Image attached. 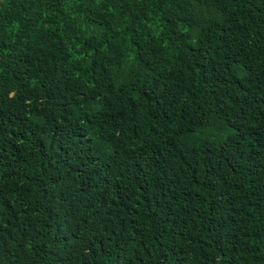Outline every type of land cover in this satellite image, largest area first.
Listing matches in <instances>:
<instances>
[{
  "label": "trees",
  "instance_id": "1",
  "mask_svg": "<svg viewBox=\"0 0 264 264\" xmlns=\"http://www.w3.org/2000/svg\"><path fill=\"white\" fill-rule=\"evenodd\" d=\"M0 264H264V0H0Z\"/></svg>",
  "mask_w": 264,
  "mask_h": 264
},
{
  "label": "rangeland",
  "instance_id": "2",
  "mask_svg": "<svg viewBox=\"0 0 264 264\" xmlns=\"http://www.w3.org/2000/svg\"><path fill=\"white\" fill-rule=\"evenodd\" d=\"M211 129V128H210Z\"/></svg>",
  "mask_w": 264,
  "mask_h": 264
}]
</instances>
